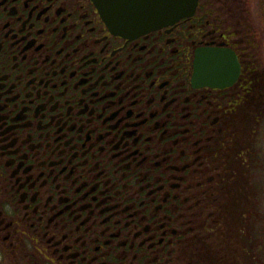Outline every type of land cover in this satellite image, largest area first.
I'll use <instances>...</instances> for the list:
<instances>
[{"label": "flooded vegetation", "instance_id": "flooded-vegetation-1", "mask_svg": "<svg viewBox=\"0 0 264 264\" xmlns=\"http://www.w3.org/2000/svg\"><path fill=\"white\" fill-rule=\"evenodd\" d=\"M223 5L124 35L93 0H0V264L257 263L231 139L257 28ZM204 48L232 84L194 79Z\"/></svg>", "mask_w": 264, "mask_h": 264}, {"label": "water", "instance_id": "water-1", "mask_svg": "<svg viewBox=\"0 0 264 264\" xmlns=\"http://www.w3.org/2000/svg\"><path fill=\"white\" fill-rule=\"evenodd\" d=\"M199 0H93L116 33L141 34L172 25L194 14ZM194 79L214 87L232 84L240 67L231 49L204 48L196 52Z\"/></svg>", "mask_w": 264, "mask_h": 264}, {"label": "rangeland", "instance_id": "rangeland-1", "mask_svg": "<svg viewBox=\"0 0 264 264\" xmlns=\"http://www.w3.org/2000/svg\"><path fill=\"white\" fill-rule=\"evenodd\" d=\"M241 1H245V7H247L245 16L247 26L251 25V27L257 28L259 45L257 60L260 63L258 68L261 69L260 73H262L264 72V23L262 22L260 1ZM249 142L254 154H247V159L244 161L243 166H240L241 169L244 168L247 190L249 189L253 199V202L248 201L245 205L246 211H251V215L248 212L246 213L247 217L250 216L247 218L246 226L252 239L257 242V252H255L257 256H254L257 259V263L253 262V264H264V114L260 120L258 131ZM250 218H252L251 222ZM246 245L250 246L251 242L247 240Z\"/></svg>", "mask_w": 264, "mask_h": 264}, {"label": "trees", "instance_id": "trees-1", "mask_svg": "<svg viewBox=\"0 0 264 264\" xmlns=\"http://www.w3.org/2000/svg\"><path fill=\"white\" fill-rule=\"evenodd\" d=\"M259 1L262 10V22L264 23V0ZM222 3L225 6L237 8L241 5V0H222ZM234 12L237 13L236 10L232 11V13ZM255 66L257 69L252 72L250 79L247 78V73L244 75L245 79L250 80V91L245 92L243 109L236 113L231 125L233 150L237 147L242 153H246L245 159H247V154H254L249 140L258 131L260 120L264 114V72L260 73L261 69L258 68L260 63H256ZM261 75L262 78H260Z\"/></svg>", "mask_w": 264, "mask_h": 264}]
</instances>
